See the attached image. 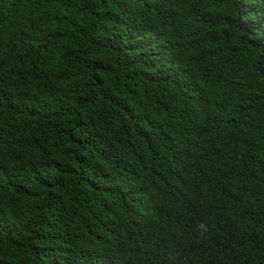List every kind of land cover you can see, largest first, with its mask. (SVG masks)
<instances>
[{
	"label": "trees",
	"instance_id": "16d2710c",
	"mask_svg": "<svg viewBox=\"0 0 264 264\" xmlns=\"http://www.w3.org/2000/svg\"><path fill=\"white\" fill-rule=\"evenodd\" d=\"M0 264H264V0H0Z\"/></svg>",
	"mask_w": 264,
	"mask_h": 264
}]
</instances>
